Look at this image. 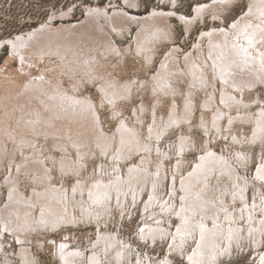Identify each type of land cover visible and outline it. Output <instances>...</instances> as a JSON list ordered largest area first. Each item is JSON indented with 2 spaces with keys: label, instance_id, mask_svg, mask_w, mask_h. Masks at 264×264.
Returning a JSON list of instances; mask_svg holds the SVG:
<instances>
[{
  "label": "rangeland",
  "instance_id": "1",
  "mask_svg": "<svg viewBox=\"0 0 264 264\" xmlns=\"http://www.w3.org/2000/svg\"><path fill=\"white\" fill-rule=\"evenodd\" d=\"M120 1L0 0V39L27 33L48 21L50 16L62 12L72 15L71 21L80 20L89 6L118 4L139 14L151 12L153 8L174 9L196 17L197 4L217 0H131L132 5ZM250 7L249 0H218L209 12H203V17L198 15L191 27L172 17V29H161L158 32L160 38L153 37L148 51L138 50L135 40L139 29L133 26L125 35L116 31L114 39L118 50H100L97 60L91 59V65L85 61L75 64L71 60L67 64L56 55H50L38 62L39 65L31 66L33 78L38 79L42 71L48 72L51 75H46L59 88L71 92L81 101L88 97L92 106L84 107L73 98L68 101L67 113H57L45 107L38 97L30 99L24 109L12 103L6 105V109L13 113V118L8 121L10 126L14 127L19 117H26L25 110L31 115L39 109L38 121L44 128L39 127L40 133H36L30 131L29 126L25 127V134L30 139L35 138L34 142L27 140L16 144L21 147L15 158L18 163H22V150L25 151L24 157L29 159L27 171L22 170L21 174L19 168L13 169L9 165L8 152L13 150L15 143L3 135L8 156L5 155L0 167L1 209L10 201L7 179L13 174L19 180L18 189L30 199H39L40 193L35 190H41L44 199L59 195L56 204L67 210L73 220L66 215L54 226L33 222L24 232L28 238L26 242H20L0 223V264H21L19 253L25 243L33 258L32 264H64L60 251L61 242L65 241L69 243L65 246L69 254L77 256L79 251L84 254L82 264H96L93 257L99 252L94 245L100 242V230L108 236H116L120 241L116 246L125 241L128 249L134 251L121 264H137L139 257L143 260L151 258L152 264H161L162 260L169 264H193L185 256L201 245L200 240L188 239L183 245L184 251L172 243L175 238L176 244L180 243L176 234L181 228L177 214L183 201L180 178L191 172L195 162L209 152L221 154L230 171L224 176L214 175L210 181L211 192L207 194L209 198L220 206L239 210L244 203L243 186L239 185L247 179L245 195L253 212L249 218L241 215L239 222L243 228L237 242H222L220 254L210 262L198 264H264V178L257 175L260 165H264V115L260 112L264 110V39L262 37L256 44L257 49H253L259 65L250 59L249 67L244 69L240 67L243 63L236 61L238 69L243 72L237 79L222 77L218 66L221 58L214 53L215 48L208 47L206 40L201 42L202 59L199 51H194L204 30L229 29ZM233 32L232 40L241 46L247 43ZM175 45L179 48L177 59L173 57L167 62L177 60L180 67L168 76L175 87L172 88L168 84L160 85L157 80L167 54ZM192 51L195 52L192 60L196 61L198 69L195 74L184 63V58ZM12 52L18 51L8 46L0 48V73L5 70V65H12L8 68V81L0 78V92L3 93L18 91L23 81L30 78L28 73L20 70L21 63L13 59ZM228 58L226 55L225 59ZM12 70H18L19 74L11 73ZM10 75L19 79L20 85L18 82L10 84ZM230 80L234 83L230 84ZM52 89L57 88L52 86ZM58 92L62 93L57 95L60 101L68 97L61 90ZM40 113L49 120H43ZM3 115L5 109L0 107V122L4 121ZM259 122L263 126L261 129L258 128ZM133 165L138 168L130 171ZM134 171L140 172L141 179L147 172L146 182L139 181L141 179L127 182L126 178ZM101 179L109 182L118 179L125 188L122 194H117L113 187L109 198L103 201L105 208L90 198L91 186H98ZM153 193L159 199L151 202ZM167 201L174 203L165 213L163 208ZM39 215L40 212L37 219ZM221 215L225 216L224 213ZM160 217L166 219L162 221L163 226L171 237H159V233L151 235L145 231V222ZM105 243H110V238L101 244ZM105 255L99 264H116L119 259L117 253L109 259Z\"/></svg>",
  "mask_w": 264,
  "mask_h": 264
},
{
  "label": "bare ground",
  "instance_id": "2",
  "mask_svg": "<svg viewBox=\"0 0 264 264\" xmlns=\"http://www.w3.org/2000/svg\"><path fill=\"white\" fill-rule=\"evenodd\" d=\"M123 1L125 3L124 5H132V2H130L131 0ZM220 1L231 2L236 0H219V2ZM216 2L197 4L195 9L197 15L196 17L179 13L174 9L170 10L163 8H153L151 12L139 14L128 10L126 6L119 5V7L117 6L118 4L113 6L107 5L105 7L97 5L95 7L89 6L85 10V18L82 16V20L80 19L81 21H71L73 16L69 15L68 12H62L60 14H54L53 16H50L48 21L42 22L39 26L31 29L27 33H20L13 37L0 39V48L3 46H8L12 50L18 51L16 53L12 52L13 59L21 63L20 70H22V72L26 74L28 73V75H30V78L26 79V81H23L21 85L19 79L13 78L10 75L12 80L10 84H16V82H18L21 88L18 91L12 93L0 92V107L5 109V115H3L4 121L1 120L2 125L0 122V167L3 166L5 155L6 157L9 155L10 167L13 169L15 167L19 168V174L22 173V170L27 171L26 169L29 165V159L24 157L25 151L22 150V163L19 164L18 158L15 159L16 156L19 155L17 152L21 150V147H18L16 144H22L27 140L34 142L35 138L30 139L25 134V127L27 128L29 126V130H33L36 133H40L41 127L44 128L43 124L38 121L39 109L37 108V111L31 113V115L26 114L27 111L25 110L24 113L26 117H19V121H16L15 126H10L8 121L13 118L11 116L13 113L11 114V111L6 109V105L12 103L13 105H20V107L24 109L28 106L30 99L38 97L41 99L40 101L45 107L51 108L57 113H67L69 106L68 101L69 99L73 98H76L77 102H81L84 107L92 106L88 97H83L85 99L81 101L79 97L72 94L71 92L66 90L63 91V89L59 88L56 84H54V82H52L51 77L46 75L48 72L45 74L42 71L38 74V79L33 78V72L31 69L32 65H39L38 62H41L44 59L46 60V57H50V55H56L57 57L63 59V61L67 64L68 61L71 60L74 61L75 64H81L85 61L89 62L91 65V59L95 58L97 60V55L99 54L100 50H105V48H108L111 51H114V49L118 50L114 39L116 31H120L123 35H125L126 32H129L132 29L133 26H136L139 29L135 40L138 50L140 52L143 49L148 51L152 46L150 42H152L153 37L157 36L160 38L158 32L161 31V29H172L170 20L172 17L178 18L183 23L191 27L198 15L201 14L203 17V12H209V9H212V7L216 5ZM249 2L251 4L250 10L235 20L229 29L210 28L211 31L204 30L200 36V43H196L195 45L196 47L194 51H199L200 59L203 58L201 55V42L204 40L208 42V47L210 49H216L214 53H217L219 58H221L218 66L221 69L222 77L225 79L228 77L229 79H237L241 73H243L240 72V69H238V66L235 64L236 61L242 62L245 67L243 65L240 67L244 69L249 67L251 63L249 62L250 59L255 60L259 65V59H257V56L255 55L256 53H253V49H257L256 44L262 39V37L264 39V0H249ZM65 20L68 21L65 22ZM232 31H234L235 34H238V37L245 39L247 43H243L244 45L241 46L235 40H232ZM234 37L236 36L234 35ZM249 39L252 40L251 45L248 43ZM130 49L132 48L130 47ZM178 49L179 48L177 45L171 48L165 61L163 62V65L158 73L159 79L157 80L160 85L168 84V87L175 88L173 86V82L168 78V76L169 74H174V72L180 68L179 62L177 60L171 63L167 62L173 57L177 59ZM195 52H190L184 58V63L188 65V68L193 74L198 72V69L196 68V61L192 60ZM225 53L229 56L228 60L225 59ZM36 56L38 59L35 58ZM11 67L12 65H5L3 68L5 70L1 72L2 75H0V78H4L6 81H8L7 76L10 74L8 72V68ZM11 73L19 74V71L12 70ZM48 74L51 75L50 73ZM232 82L233 80H230V84H232ZM253 83L255 85V82ZM52 86L53 88L55 87L57 89L53 90ZM58 90H61L64 95L68 97L62 99L63 101H60L61 99H59L57 95H62V93L58 92ZM108 90L111 91L115 89ZM226 91L229 90L226 89ZM112 97H114V95H112ZM69 109L72 110V107H69ZM260 112L264 115V110L261 109ZM40 114L41 117H44L42 113ZM43 120L47 122L49 119L44 117ZM262 127L263 126H261V123L259 122L258 128L261 129ZM97 128H99L98 125ZM3 135L15 143L13 150L8 152L9 154L7 153V143L5 142ZM225 162L226 161L223 159L221 154L219 155L217 152H209L207 155L201 156L200 159L195 162V168L192 171L190 170L191 172L187 173V175H182L180 178L182 181L181 188L183 189V201L180 206V211L177 214L180 219L181 228H179L176 233L180 243L176 244V238L175 240H172V243H175L174 245H178V247L181 249H185L183 245L186 244L188 239L198 242L200 240L199 243L201 245H199L193 252H188L185 256L193 264L202 263L203 261L210 262V259L212 260V258L217 256V254H220L219 252L222 249V242H228L229 244H232L234 241L237 242L241 235V229L243 228V225H241L239 222V220L242 218L241 215L247 216L249 218L253 212V206L245 195L247 189V179H244L239 185L240 187L243 186L244 188H242V201H244V203H242V207L239 210L237 207H235V209H229L226 205L225 207L220 206L217 204L216 200H212L207 195L211 192L212 188L210 187V181L214 175L217 173H219V175L221 174L222 176H224L225 173L230 174ZM137 168V166L133 165L130 168V171ZM139 173L140 172L138 171H134L132 174H129L126 178V181H138L141 179ZM145 175V178L139 181H143L145 183L147 179V172H145ZM257 175L264 178V165H260ZM12 176L13 174L9 177V179H7L9 189L11 190L10 201L6 207L1 209L0 206V223L3 224L5 229L15 234L16 238H18L20 242L27 241L28 238L25 237L24 232H26L27 226L33 222H36L38 225L41 223V225L44 226L52 223L54 226L59 222V220L65 218L66 215H68V219H71L68 211L62 210L58 204H56L55 200L60 199L59 195L55 197L54 195L48 196L44 199L42 197L44 196V193H42L41 190H35V192L40 193L38 194L39 199H30L24 191H20L18 189L19 180L17 179V176ZM98 181V186H91L92 190H90V198L91 200L94 199L97 204L101 203L102 208H105V203L103 201L107 197L109 198V193L113 191V187H115L117 190V194H122L125 191V188L121 186L123 182L118 179L114 182L104 181V179ZM237 181L240 183L239 179ZM109 183L114 184L108 185ZM172 187L174 190V184ZM156 199L159 198L156 193H153L151 202H154ZM173 203L174 202L171 203L170 201H167L164 204L163 211L167 213L169 210H171ZM38 212H40L39 219H37ZM221 213H224L225 216H222ZM167 220H170V218ZM162 221L165 222L166 219L160 217L153 222H145V231L148 230L151 235H157L159 233V235H161L159 237H164L163 235H167L166 237H171L172 234H170L166 228H164ZM100 235L101 236H99V239L101 243L108 238H110V243L101 244L98 242L94 245V248L98 247L96 251L99 252L96 254L97 256L93 257V260L97 261L96 264H99V261H104L103 254H106V259H109L110 256H113L114 258L115 254L117 253L119 259L115 262L116 264H121L122 260L127 259L132 253L134 254V251L128 249L127 242L123 241L121 244L116 246V242L120 243V241L116 239V236H108V234L103 233L102 230H100ZM66 245H69L67 241L61 242L60 254L61 257H63L64 264H82L83 258L81 257H83L84 254L79 251L77 256H72L66 251ZM229 247L231 246H228L227 248ZM19 257L21 260L19 263L21 262V264L33 263V258L30 257L29 249L26 243L25 245H21ZM138 260L139 261L137 264H152V259L149 257L148 260H143L141 257H139ZM161 264L169 263L166 260H162Z\"/></svg>",
  "mask_w": 264,
  "mask_h": 264
},
{
  "label": "snow or ice",
  "instance_id": "3",
  "mask_svg": "<svg viewBox=\"0 0 264 264\" xmlns=\"http://www.w3.org/2000/svg\"><path fill=\"white\" fill-rule=\"evenodd\" d=\"M234 26H235V25H234ZM248 43H249V45H251V44H252V40H251V39H249Z\"/></svg>",
  "mask_w": 264,
  "mask_h": 264
}]
</instances>
